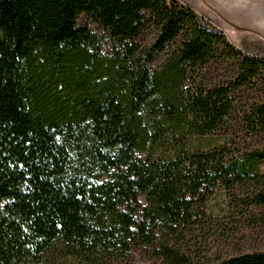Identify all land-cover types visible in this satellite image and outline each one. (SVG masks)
Listing matches in <instances>:
<instances>
[{"label":"trees","instance_id":"16d2710c","mask_svg":"<svg viewBox=\"0 0 264 264\" xmlns=\"http://www.w3.org/2000/svg\"><path fill=\"white\" fill-rule=\"evenodd\" d=\"M259 136L264 56L190 7L0 0V264H199L216 190L264 207Z\"/></svg>","mask_w":264,"mask_h":264},{"label":"rangeland","instance_id":"374dc122","mask_svg":"<svg viewBox=\"0 0 264 264\" xmlns=\"http://www.w3.org/2000/svg\"><path fill=\"white\" fill-rule=\"evenodd\" d=\"M175 1L190 7L199 17L210 21L219 29L217 31L222 32L228 41L238 50L242 51L243 54L262 56L261 48L256 43L258 41L262 43L263 40L264 33L259 30H261L260 25H264V18L256 16L247 17L239 9L233 10L231 12L232 18L239 25L237 29L241 31L240 28H246L250 31L235 32L233 27L228 23L229 19L225 17V14L229 12L231 5L233 6V1L237 5H247L248 3V5L252 4L262 9L264 7V0ZM258 31L259 34H256ZM230 33L234 37L236 36L248 42L249 45L245 43L241 45L239 41L232 40ZM257 89H260V87L258 86ZM255 91L247 92L246 94L251 102L260 98L259 93ZM212 140L211 145L220 144L222 142L221 134H217ZM254 140L257 144H262L264 136L256 137ZM194 142L197 148H203L207 145L197 140H194ZM227 195L228 193L224 190V187H221L208 198L207 206L209 211L207 215L212 223L201 237L202 239L199 241L200 244L197 247L195 256H193L199 257L196 258L199 264H217L240 253L251 255L264 251V207H253L248 213L245 212L244 218L239 225H234L231 223L236 213L230 208ZM141 202L142 205H145L144 200ZM133 257V264H157L156 256L152 252H135Z\"/></svg>","mask_w":264,"mask_h":264},{"label":"crops","instance_id":"0c3cea01","mask_svg":"<svg viewBox=\"0 0 264 264\" xmlns=\"http://www.w3.org/2000/svg\"><path fill=\"white\" fill-rule=\"evenodd\" d=\"M184 1H186V0H184ZM232 3H233V6L231 5V7L229 9V12L225 14V17L227 19H229L228 20V23L233 27V30L235 32H244L245 30H247V31H249V30L246 29V28H240L241 31H239L237 29V28H239L238 27L239 25L232 18V13L231 12L233 10H238L239 9L240 11H242V14L246 15L247 17L256 16V17H263L264 18V7L261 9V8H257L256 6H254L252 4H249L248 5V3H247V5H237V3H235V1H233ZM260 27H261V30H259V31H261L262 33H264V25L263 26L260 25ZM259 31L256 32V34L257 33L259 34ZM230 36L232 37V40L234 39L236 41H239V43H241V45H244V43L247 44V45H249L248 42H246L244 40H241V39H239L236 36L234 37L233 35H231V33H230ZM256 44H258V47L261 48V51H262V54L261 55L264 56V36H263L262 43H260V41H258Z\"/></svg>","mask_w":264,"mask_h":264},{"label":"built area","instance_id":"2783aa9c","mask_svg":"<svg viewBox=\"0 0 264 264\" xmlns=\"http://www.w3.org/2000/svg\"><path fill=\"white\" fill-rule=\"evenodd\" d=\"M197 14V13H196ZM197 16L199 17V15L197 14ZM204 23L208 24V26L214 28L215 30H219L215 25H213L210 21H208L207 19H204L202 17H199Z\"/></svg>","mask_w":264,"mask_h":264}]
</instances>
